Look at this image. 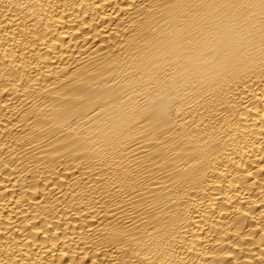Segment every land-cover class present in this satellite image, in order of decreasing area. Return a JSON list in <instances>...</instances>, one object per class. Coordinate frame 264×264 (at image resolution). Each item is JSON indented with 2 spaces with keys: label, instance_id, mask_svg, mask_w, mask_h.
Instances as JSON below:
<instances>
[{
  "label": "bare ground",
  "instance_id": "1",
  "mask_svg": "<svg viewBox=\"0 0 264 264\" xmlns=\"http://www.w3.org/2000/svg\"><path fill=\"white\" fill-rule=\"evenodd\" d=\"M0 264H264V0H0Z\"/></svg>",
  "mask_w": 264,
  "mask_h": 264
}]
</instances>
